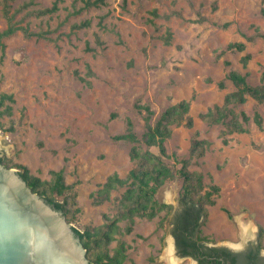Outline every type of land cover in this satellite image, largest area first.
<instances>
[{"label": "rangeland", "instance_id": "374dc122", "mask_svg": "<svg viewBox=\"0 0 264 264\" xmlns=\"http://www.w3.org/2000/svg\"><path fill=\"white\" fill-rule=\"evenodd\" d=\"M25 1L30 0H14V7ZM54 1L34 0L32 7ZM59 5L41 16L20 12L21 24L44 35L29 36L20 29L5 38L3 59L0 49V97L7 92L15 98L6 100L12 113L0 116V127L16 148L7 161L25 164L42 179H50L53 169L63 170L81 208L73 226L101 225L106 215L117 214L125 187L100 204L92 193L111 173L126 176L135 166V142L115 136L127 132L131 119L138 144L147 147L142 138L148 124L187 99L195 124L174 127L167 140L168 160L181 167L191 157L196 133L210 142L190 165L204 173L207 189L221 186L216 202L208 204L204 234L211 244L230 246L259 237L264 227V127L252 118L248 131L229 133L224 142L225 125L199 115L237 89L232 70L247 75L251 84L263 82L264 0H107L90 8H82L83 0H60ZM82 22L88 24L74 27ZM6 26L0 0V31ZM168 29L173 31L170 42ZM241 42L243 49L231 46ZM142 104L154 109L150 120L138 108ZM235 108L264 118V104L251 95ZM151 149L159 152L158 146ZM158 197L172 203L173 212L137 217L134 230L120 236L129 244L123 264H168L164 252L171 243L182 264H198L181 257L172 238L182 180H169ZM244 214L253 222L246 232L240 219Z\"/></svg>", "mask_w": 264, "mask_h": 264}, {"label": "trees", "instance_id": "16d2710c", "mask_svg": "<svg viewBox=\"0 0 264 264\" xmlns=\"http://www.w3.org/2000/svg\"><path fill=\"white\" fill-rule=\"evenodd\" d=\"M13 1L2 0L3 15L7 19V26L0 31L1 59L4 58L6 51L5 38L18 30H24L29 36L44 35L31 30L28 25L21 24L17 17L20 12L26 10V14L41 16L56 12L60 8V0H55L51 6L40 8L32 7L34 0L25 1L18 7H14ZM106 1L83 0L82 8L99 6ZM85 24L88 22L77 23L74 27H82ZM172 34L173 31L168 29L167 42H170ZM231 46L243 49L245 43L231 44ZM245 58L248 59L249 56L247 55ZM229 76L236 84L237 89L227 94L223 104H217L199 115L200 118L210 123L225 125L222 131L224 142L228 141L226 136L229 133L248 131L247 123L252 118L260 128L264 127V118L260 112L252 117L245 110L238 112L235 108L237 105L245 103L249 95L264 104V73L263 82L257 85L251 84L247 75L238 70H232ZM8 99L14 100V95L2 92L0 116L12 113V105L6 103ZM3 106L6 107L3 108ZM138 108L141 111H146L148 120L155 113L150 104L138 105ZM190 110L191 101L187 99L168 106L160 114L155 124H148V129L142 138L147 147L138 144L141 139L135 132L131 119L128 121L127 132L115 136L117 139L135 142L131 150V158L135 166L126 176H122L118 171L111 173L100 188L92 193L94 202L100 204L110 199L114 190L125 187L117 205V214L106 215L105 222L98 226L88 227L85 230L75 227L88 248L90 264H123L128 256L129 244L120 236L125 231L132 232L134 230L137 217L153 219L163 212L166 214L173 212L174 205L161 200L158 197V192L169 180L177 177L182 180V197L181 208L175 212L173 218L172 232L176 235L180 252L182 254H213V248H203L204 245H198L197 241L211 239L207 234H204L202 223L204 220H208V204L216 202V195L220 192L221 186L212 184L210 189H207L204 173L190 168L192 158L203 156L210 142L207 139L199 138L196 133L192 143L191 157L185 158L181 167H177L168 160L170 153L167 148V140L172 136L174 127L182 124L193 127L195 124V117L190 114ZM152 146H158L159 152L152 150ZM0 160L9 167L17 166L34 191L48 199L56 208L63 209L68 220L72 222L73 216L81 208L76 190L73 185L67 182L63 170L53 169L50 179H42L31 173L25 164L9 163L1 154ZM123 221L126 222L125 226L122 224ZM114 241H117L116 245H113ZM263 241L264 227L261 226L260 242L262 246ZM202 262H204L203 259Z\"/></svg>", "mask_w": 264, "mask_h": 264}, {"label": "water", "instance_id": "95a60500", "mask_svg": "<svg viewBox=\"0 0 264 264\" xmlns=\"http://www.w3.org/2000/svg\"><path fill=\"white\" fill-rule=\"evenodd\" d=\"M15 150L0 127L1 155ZM0 264H90L88 248L65 211L34 191L18 168L1 160Z\"/></svg>", "mask_w": 264, "mask_h": 264}, {"label": "flooded vegetation", "instance_id": "af4514ba", "mask_svg": "<svg viewBox=\"0 0 264 264\" xmlns=\"http://www.w3.org/2000/svg\"><path fill=\"white\" fill-rule=\"evenodd\" d=\"M173 236L176 252L181 257H192L198 264H264V244L263 246L261 245L260 236L244 244L235 246L215 245L211 244L210 240H198L197 244H203V248L214 249L211 255L182 254L174 233ZM195 238L197 239V236H195ZM202 259L204 262H202Z\"/></svg>", "mask_w": 264, "mask_h": 264}, {"label": "bare ground", "instance_id": "6f19581e", "mask_svg": "<svg viewBox=\"0 0 264 264\" xmlns=\"http://www.w3.org/2000/svg\"><path fill=\"white\" fill-rule=\"evenodd\" d=\"M244 217H246V214H244L240 218L242 222V226H243L242 232H246L247 228L253 223L252 220H248L247 218H244ZM164 257L168 264H182V258L176 255L172 243L170 246L166 248L164 252Z\"/></svg>", "mask_w": 264, "mask_h": 264}]
</instances>
